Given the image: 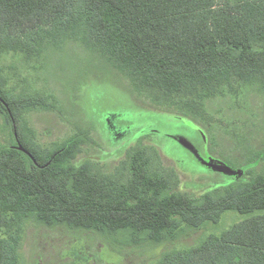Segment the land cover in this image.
Returning a JSON list of instances; mask_svg holds the SVG:
<instances>
[{
	"label": "trees",
	"instance_id": "trees-1",
	"mask_svg": "<svg viewBox=\"0 0 264 264\" xmlns=\"http://www.w3.org/2000/svg\"><path fill=\"white\" fill-rule=\"evenodd\" d=\"M66 38L99 50L134 93L182 125L203 119L210 100L239 96L255 82L264 92V0H0V61L39 57ZM3 72L0 116L12 143L0 146V264H21L31 222L160 246L186 227L219 225L228 212L244 219L155 264H264V164L243 166L241 179L201 196L173 189L142 140L115 174L77 164L85 138L39 144L28 114L53 106L37 90H17Z\"/></svg>",
	"mask_w": 264,
	"mask_h": 264
},
{
	"label": "rangeland",
	"instance_id": "rangeland-1",
	"mask_svg": "<svg viewBox=\"0 0 264 264\" xmlns=\"http://www.w3.org/2000/svg\"><path fill=\"white\" fill-rule=\"evenodd\" d=\"M42 50V55L32 59L6 56L0 67L17 90H37L52 104L50 111L28 114L44 148L84 137L86 143L76 163L91 161L112 175L127 151L142 140L157 151L160 158L151 151L153 166L170 179L172 188L195 196L238 181L244 175L243 166L256 171L263 166L264 92L259 82L247 86L239 96L210 100L203 119H188L182 125L178 117L164 114L134 93L99 50L70 38L47 44ZM9 135L0 116V146L12 143ZM221 165L233 174L219 171L216 167ZM243 219L228 212L219 225L209 223L197 231L185 226L175 243L140 247L120 243L122 237L117 244L99 234L49 229L31 222L23 235L21 264H155L166 251L193 247L202 238L220 235Z\"/></svg>",
	"mask_w": 264,
	"mask_h": 264
},
{
	"label": "water",
	"instance_id": "water-1",
	"mask_svg": "<svg viewBox=\"0 0 264 264\" xmlns=\"http://www.w3.org/2000/svg\"><path fill=\"white\" fill-rule=\"evenodd\" d=\"M181 143H183L184 145H191L189 142L181 141ZM204 163H206V162H204ZM216 168L219 171H221L222 173H225V174H233V172L229 168H227V167H225L223 165H221L220 167L217 166ZM241 174H243V172H241Z\"/></svg>",
	"mask_w": 264,
	"mask_h": 264
}]
</instances>
